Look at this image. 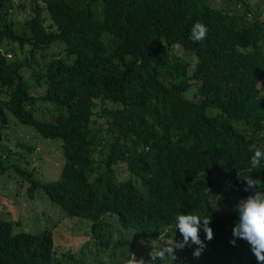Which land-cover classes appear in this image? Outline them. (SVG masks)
I'll return each mask as SVG.
<instances>
[{"label":"trees","instance_id":"16d2710c","mask_svg":"<svg viewBox=\"0 0 264 264\" xmlns=\"http://www.w3.org/2000/svg\"><path fill=\"white\" fill-rule=\"evenodd\" d=\"M10 121L59 141L64 161L49 181L1 160L0 174L58 206L52 224L85 220L96 253L126 246L123 230L163 245L191 212L211 218L213 239L201 222L198 258L189 242L154 264H259L233 236L252 194L238 175L264 182L249 151L264 150V13L249 0H0V130ZM19 222L0 219V264H54V228Z\"/></svg>","mask_w":264,"mask_h":264},{"label":"rangeland","instance_id":"374dc122","mask_svg":"<svg viewBox=\"0 0 264 264\" xmlns=\"http://www.w3.org/2000/svg\"><path fill=\"white\" fill-rule=\"evenodd\" d=\"M249 2L264 13V0H249ZM28 13L27 8L22 9L14 13L12 18L22 24ZM212 79L211 74H206L204 77L205 81ZM53 142L59 141L41 138L32 127L10 121L8 127L0 130V160L4 161V164L15 163L26 167L42 181L53 180L58 176L64 161L58 145ZM19 143L31 145L33 150L29 151ZM98 149L99 147L95 152L97 159L100 157ZM17 177L14 169L0 174V219L20 221L19 224L14 225L16 231H33L46 226L54 228V248L58 252L54 264H124L129 252L135 254L138 259L141 257L145 259L149 256L152 247L161 245L158 237L143 240L140 235L134 236L123 230V238L131 240L126 246L116 250L115 255L112 254L111 246L109 251L96 253L86 234L89 226L85 220L65 218L52 224L47 216L59 218L60 208L50 205L43 198L30 199L27 195H23L24 187L20 186L21 188L16 189ZM169 234L162 233L160 239L165 237V241L169 240L167 238ZM170 237L174 239L175 233H171Z\"/></svg>","mask_w":264,"mask_h":264},{"label":"clouds","instance_id":"9594fccd","mask_svg":"<svg viewBox=\"0 0 264 264\" xmlns=\"http://www.w3.org/2000/svg\"><path fill=\"white\" fill-rule=\"evenodd\" d=\"M207 32L206 25L197 21L192 26L190 39L193 42H202ZM249 151L253 153L250 159L251 167L259 168L261 161H264V150L253 144L250 145ZM238 177L246 182L244 190H252V194L241 199L235 206L234 210L238 214V220L233 228V236L247 241L259 264H264V182L259 178L254 179L251 175L243 178L238 175ZM210 219L202 218L191 212L178 213L175 216L174 227L175 233L178 230L182 235V240L177 241L174 237V239L166 240L161 246L152 247L149 253L151 261H146L143 257L138 259L135 254L129 252L124 264H154L156 260L164 261L166 257L176 261L175 250L177 248L182 250L186 245L190 246L189 242L198 246L193 252V256L198 258L206 247L199 235L201 222L206 239L209 241L213 239V230L209 227ZM230 242L235 245L234 239Z\"/></svg>","mask_w":264,"mask_h":264}]
</instances>
